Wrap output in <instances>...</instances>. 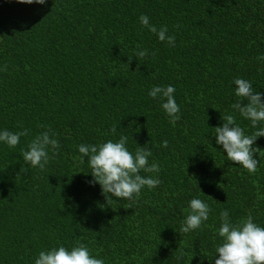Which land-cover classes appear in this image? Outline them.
Here are the masks:
<instances>
[{
    "label": "trees",
    "instance_id": "1",
    "mask_svg": "<svg viewBox=\"0 0 264 264\" xmlns=\"http://www.w3.org/2000/svg\"><path fill=\"white\" fill-rule=\"evenodd\" d=\"M141 14L167 26L176 46L142 28ZM260 56L264 0H0V128L29 130L15 148L0 145V264H34L40 250L77 242L105 264H212L221 209L233 223L250 215L264 226V137L253 174L227 161L214 137L221 116L235 114L234 78L264 93ZM168 84L175 121L147 96ZM45 128L61 147L41 171L23 164L21 149ZM120 134L130 151L147 144L161 184L106 200L77 146ZM194 196L213 213L180 232Z\"/></svg>",
    "mask_w": 264,
    "mask_h": 264
},
{
    "label": "clouds",
    "instance_id": "2",
    "mask_svg": "<svg viewBox=\"0 0 264 264\" xmlns=\"http://www.w3.org/2000/svg\"><path fill=\"white\" fill-rule=\"evenodd\" d=\"M17 2L44 6L47 0H17ZM138 21L142 28L155 34L158 41L167 43L169 47L176 46V38L169 34L167 26H160L158 29L150 23L146 14H141ZM150 54L154 53H150L148 49H137L134 53L140 58ZM257 59L264 61V56ZM232 83L235 85L233 95L236 99L231 104V109L233 113L247 120L253 131L251 134H246L237 123L235 114H224L221 116L222 124L214 128L215 144L220 146L219 152L225 155L227 161L253 174L257 171L259 163V160L254 158V154L261 151L253 145L258 138L264 137V100H262L264 93L257 91L250 80L241 77L234 78ZM175 91V87L171 84L150 86L147 91V96L157 101L160 110L172 121L178 120L180 113V106L174 96ZM28 133V129L13 132L0 128V145L15 148L20 138ZM127 141V135L120 134L116 140L108 139L102 143H82L77 146L81 161L87 158L86 162L92 177L89 184H99L103 194H108L107 197L105 196L106 200L112 198L132 200L140 195L143 188L152 190L161 184L159 165L154 160L150 162L152 152L147 144L139 146L135 143L136 147L130 151ZM161 146L167 147L168 141L162 140ZM60 147L57 133L45 128L44 131L33 136L26 149H21L23 164L43 171L50 160L56 157ZM23 171L24 168L21 166V172ZM141 172L146 175H141ZM185 212L179 231L190 233L200 229L209 220L213 209L199 196H194L187 201ZM218 220L217 235L220 240L214 247L212 264H264V226L254 222L250 215L239 223H233L226 209L219 211ZM34 264H105V261L91 254L84 243L77 242L71 247L57 245L40 250L34 258Z\"/></svg>",
    "mask_w": 264,
    "mask_h": 264
}]
</instances>
